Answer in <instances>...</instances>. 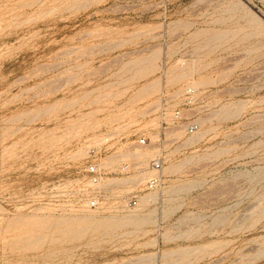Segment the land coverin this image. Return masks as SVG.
Segmentation results:
<instances>
[{"label":"rangeland","instance_id":"1","mask_svg":"<svg viewBox=\"0 0 264 264\" xmlns=\"http://www.w3.org/2000/svg\"><path fill=\"white\" fill-rule=\"evenodd\" d=\"M0 264H264V0H0Z\"/></svg>","mask_w":264,"mask_h":264},{"label":"built area","instance_id":"2","mask_svg":"<svg viewBox=\"0 0 264 264\" xmlns=\"http://www.w3.org/2000/svg\"><path fill=\"white\" fill-rule=\"evenodd\" d=\"M196 128V125L194 123L190 124L187 126V132L188 133H192ZM146 138H139L137 140V144H145ZM150 168H152V170L155 171H159L162 167V163L161 160L159 158H154L150 161ZM86 175H87V180L88 183L90 185L96 186L101 182L102 179V173H101V168L95 164V163H89L87 168H86ZM159 178L157 176L151 177L148 180V183L152 186L154 184H156L158 182ZM97 192V191H95ZM98 195H96L95 193L93 195H90L88 198V206L90 208H95L98 205ZM130 203H132L133 205L136 204V200H130Z\"/></svg>","mask_w":264,"mask_h":264}]
</instances>
